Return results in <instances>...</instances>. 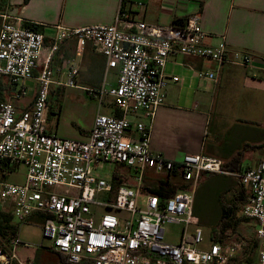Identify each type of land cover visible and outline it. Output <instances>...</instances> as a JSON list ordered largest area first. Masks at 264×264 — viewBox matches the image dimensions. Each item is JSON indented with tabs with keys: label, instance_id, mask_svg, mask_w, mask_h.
Here are the masks:
<instances>
[{
	"label": "built area",
	"instance_id": "obj_1",
	"mask_svg": "<svg viewBox=\"0 0 264 264\" xmlns=\"http://www.w3.org/2000/svg\"><path fill=\"white\" fill-rule=\"evenodd\" d=\"M206 37L198 16L162 26L134 19L120 8L112 24L56 25L51 51L40 66L43 33L9 19L1 21L0 75L14 85L16 99L27 94L28 80L37 79L38 87L30 107L19 113L11 102L0 101V162L26 167L23 183L0 181V208L11 212L19 224L32 216L42 217V237L63 257L58 264H226L246 241L212 242L208 249H199L201 228L188 229L194 190L206 173L230 174L247 189L241 215L256 222L258 264H264V158L231 172L215 156L185 154L174 162L150 148L152 118L166 96L168 58L181 55L218 64L228 61L225 37L213 46L205 44ZM68 38H75L80 48L85 40L90 41L105 60L101 84L84 87V91L99 103L106 96L112 98L122 112L121 116L96 114L84 140L60 137L45 125L51 54ZM69 63L65 84L76 86L78 65L74 60ZM239 63L251 66L252 57L242 54ZM112 67L118 71L114 85L106 81V71ZM200 74L215 79L212 72ZM136 112L148 121L132 124L128 115ZM110 163L128 170V179L116 187L112 175L106 179L95 172ZM148 169L169 178L176 169L187 187L164 197L143 193ZM131 177L134 185L129 183ZM61 187L67 191L52 190ZM166 221L182 223L175 243L164 238ZM7 245V249L0 248V264H35L16 253L18 246H29L18 235Z\"/></svg>",
	"mask_w": 264,
	"mask_h": 264
},
{
	"label": "crops",
	"instance_id": "obj_2",
	"mask_svg": "<svg viewBox=\"0 0 264 264\" xmlns=\"http://www.w3.org/2000/svg\"><path fill=\"white\" fill-rule=\"evenodd\" d=\"M120 8L134 19L162 26L179 24L191 16H198L207 33L205 44L216 45L222 36L226 40L228 61L221 64L190 56L168 58L164 68L169 77L166 96L152 118L150 148L174 162H179L185 154L198 153L227 162L245 144H250L253 147L243 152L240 167L252 166L264 158V0H0V23L9 19L24 27H40L44 35L39 61L41 66L51 51L56 25L77 28L112 24ZM242 54L252 57L251 66L239 63ZM72 60L78 65L76 86L65 84ZM49 64L52 68L49 89L52 86L72 89L70 95L74 96L72 106L76 112L88 108L91 114L88 127L84 129L78 126V132L51 126L46 127L48 132L64 138L84 140L96 114L114 115L119 112L122 115L112 98L106 96L100 103L87 104L80 99L81 94L73 90L96 88L103 81L105 60L91 42H83L80 48L75 39H64L52 51ZM38 70L33 72L35 77ZM206 71L212 72L215 79L200 74ZM117 74V67L108 69L107 83L114 85ZM172 76H176L177 80L173 81ZM77 81L82 85H78ZM26 86L27 94L16 99L13 95L16 90L14 85L0 75V101L11 102L17 113L29 108L38 87L37 79L28 80ZM128 117L132 124L135 121H148L141 112L129 114ZM57 120L60 123V117ZM209 135L214 142H207ZM148 170L145 171L143 186L155 187L158 181L155 185L149 181ZM236 181L237 186L230 189V201H224L226 204L237 203L244 197ZM184 187H187L186 184ZM0 211L7 212L2 208ZM38 217L32 216L27 220ZM12 218L14 223L15 218ZM246 222L250 223L249 231L254 235L255 220L248 218ZM8 243L4 241L2 248L7 249ZM51 251L38 257L40 264L45 262L44 258L57 256ZM232 257L226 264H244L243 260L233 261Z\"/></svg>",
	"mask_w": 264,
	"mask_h": 264
},
{
	"label": "rangeland",
	"instance_id": "obj_3",
	"mask_svg": "<svg viewBox=\"0 0 264 264\" xmlns=\"http://www.w3.org/2000/svg\"><path fill=\"white\" fill-rule=\"evenodd\" d=\"M75 42H77L76 39ZM84 42H88L90 44L87 40ZM77 84L82 85L79 81H77ZM73 90L74 92L81 94L80 99L85 103L88 104V102H97L96 99L88 97L83 90ZM70 92H72V89L66 87L52 86L49 89L45 109V125L47 128L49 126L53 128L59 127L64 131L78 132V126L84 127V129L88 127L91 114L90 110L86 108V110H83L80 113H78V111L76 112L75 108L72 106V98L74 96L72 97ZM59 117L60 123L57 120ZM207 142H214L212 136L209 135L207 137ZM225 170L231 172L235 171ZM114 171H119L124 174L128 172L127 168L120 167L114 163L105 164L101 170H95L99 176L106 179L109 178ZM25 174L26 167L24 164L20 163L17 166H14L11 170L2 171L0 169V181L21 184L25 180ZM147 174L149 181L153 185H155L159 179L165 180L167 178L165 173H156L152 170H148ZM144 177H146V174ZM169 181L174 184H178L181 187H184L185 185L177 173L172 175L169 178ZM129 183L134 185V179L132 177L129 180ZM236 186V178L230 174L206 173L200 177L193 194V204L191 208L192 215L188 227L190 232L195 227L201 228L203 238L202 242L198 244L199 249H208L212 243V231L217 229L220 217L219 196L224 195L223 200L225 202L230 201V189L232 187L235 188ZM52 190L62 193L67 191L64 187L58 189L53 188ZM104 196L105 194L102 193L100 197L103 199ZM90 209L93 210V206H90ZM40 220L41 219L38 217L37 219L34 218L24 221L19 225L18 237L22 242L29 245L28 247L18 246L16 253H18L21 257L30 256L38 259L40 255H44L48 252L47 247L50 242L42 237ZM13 222L16 223V219H14ZM163 227L165 240L173 243L177 242L182 230V223L166 221ZM249 227V222H241L237 225L236 231L228 229L222 244H231L238 241L250 242L254 238V235L253 232L249 231ZM257 258L258 246L255 249L243 247L238 250L231 259H233V261L243 260L244 264H258ZM43 260L45 261L43 264L58 263L57 256L44 258Z\"/></svg>",
	"mask_w": 264,
	"mask_h": 264
},
{
	"label": "trees",
	"instance_id": "obj_4",
	"mask_svg": "<svg viewBox=\"0 0 264 264\" xmlns=\"http://www.w3.org/2000/svg\"><path fill=\"white\" fill-rule=\"evenodd\" d=\"M175 23H178V20H175ZM27 28H30L32 30H37L41 32L40 27L38 26H31L29 25ZM114 115L120 116L121 114L119 112H116ZM264 145V144H262ZM253 147L250 144H245L243 148H241L239 151H237L227 162H223V169L227 170H238L241 166V159L243 156V152L249 148ZM120 167H123L122 165H119ZM14 166H8L5 162H0V169L2 171L11 170ZM119 171H114L112 174V182L113 185L116 187L119 183L123 182L124 180L128 179L126 174H120ZM177 173L176 169L173 171V175ZM203 175V174H202ZM201 175V176H202ZM121 177V178H120ZM200 179V178H199ZM239 190L244 193V197L241 200H237V203H233L231 205L226 204L223 200L222 196H219V206H220V217H219V223L216 230L212 231V241L223 243V240L226 236V231L228 229L236 231V227L241 222H246L248 218L240 215V211L242 209L243 204L245 203L246 197H247V191L246 188H244L240 183ZM181 188L178 184H174L173 182L169 181V177L164 179H159L158 183L155 187H145L143 186V191L145 193H154L161 197L168 196L170 194H173L176 189ZM12 214L7 212L0 211V248L3 247V242L10 241L11 238L15 237L18 233L19 229V223H12ZM40 221L42 222V217H40ZM246 245L244 248L250 247L251 249H255L258 246V241L253 238L250 242L246 241ZM49 252L51 249H49ZM51 252H54L53 250ZM55 253V252H54ZM58 262L63 257L57 254ZM24 259H28L33 261L35 264H40L39 260L30 256L25 257Z\"/></svg>",
	"mask_w": 264,
	"mask_h": 264
}]
</instances>
